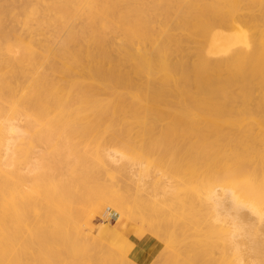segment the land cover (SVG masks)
Listing matches in <instances>:
<instances>
[{"label":"bare ground","instance_id":"6f19581e","mask_svg":"<svg viewBox=\"0 0 264 264\" xmlns=\"http://www.w3.org/2000/svg\"><path fill=\"white\" fill-rule=\"evenodd\" d=\"M150 262L264 264V0H0V264Z\"/></svg>","mask_w":264,"mask_h":264},{"label":"rangeland","instance_id":"374dc122","mask_svg":"<svg viewBox=\"0 0 264 264\" xmlns=\"http://www.w3.org/2000/svg\"><path fill=\"white\" fill-rule=\"evenodd\" d=\"M148 192H149V190H148ZM148 192L146 191L147 194H149ZM146 193L144 192V194L142 193L143 195L141 194L143 199H145L146 197L149 198V196H147ZM104 206L105 207H103V205H102L100 208H96L94 210H85L84 211V219H85L87 228H90V230H92L94 233H97L99 228H95L93 226V224H98V227H101V229L103 230V225L105 224L103 216H104L105 211L106 210L108 211V213H109V216H108L109 217V224H108L109 227L108 228L110 230H106L107 234L103 235V237H101L103 240V245L105 246L103 249L107 250V252H109L108 250H110L111 251L110 253H114V251L116 253V252H118V249L122 250L123 247H126L128 245L130 247L125 248L124 250H122V252L125 251V253L128 255H130V253L133 250L139 252L138 257L135 260H136V262L141 263L142 259L145 258L146 254L148 252V250H146L148 245L149 246L151 245L149 249H151L155 245H158L160 247V243L157 241L156 238H153V237H150L151 238L150 241H148L145 246H143L142 244L140 245L138 243V240L140 239V236L142 235L140 232L141 230L138 228L132 229L133 223H131V221H126L124 226H122L119 229L114 227V223L116 222V215L112 213V211H111L112 209L109 208V207H111L110 205H108L106 203ZM130 230H132V231L127 232ZM125 232L128 233V235H129L128 237H126L124 235ZM104 253H105V251H104ZM152 262H150L148 264H151Z\"/></svg>","mask_w":264,"mask_h":264}]
</instances>
